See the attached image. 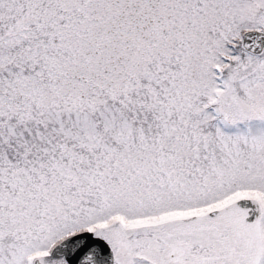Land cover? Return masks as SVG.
I'll list each match as a JSON object with an SVG mask.
<instances>
[{
  "label": "snow or ice",
  "instance_id": "6c2138e0",
  "mask_svg": "<svg viewBox=\"0 0 264 264\" xmlns=\"http://www.w3.org/2000/svg\"><path fill=\"white\" fill-rule=\"evenodd\" d=\"M0 264H264V0H0Z\"/></svg>",
  "mask_w": 264,
  "mask_h": 264
}]
</instances>
